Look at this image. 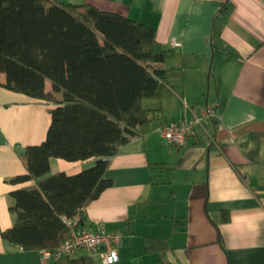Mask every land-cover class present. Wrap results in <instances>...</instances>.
Instances as JSON below:
<instances>
[{
	"label": "crops",
	"instance_id": "crops-1",
	"mask_svg": "<svg viewBox=\"0 0 264 264\" xmlns=\"http://www.w3.org/2000/svg\"><path fill=\"white\" fill-rule=\"evenodd\" d=\"M57 1L91 3L150 25L171 50L152 63L165 76L160 97L142 101L149 129L110 157L111 184L83 208L84 227L125 232L118 259L91 256L93 264H264V0ZM44 89L51 90L47 78ZM202 102L214 105V116L179 147L152 130L188 114L184 104ZM53 106L0 85V264H41L40 250L1 236L16 219L12 190L95 162L51 156L43 176L11 181L26 172L19 151L45 138ZM146 240L164 246L148 251Z\"/></svg>",
	"mask_w": 264,
	"mask_h": 264
},
{
	"label": "trees",
	"instance_id": "trees-1",
	"mask_svg": "<svg viewBox=\"0 0 264 264\" xmlns=\"http://www.w3.org/2000/svg\"><path fill=\"white\" fill-rule=\"evenodd\" d=\"M226 13V8L219 10ZM171 54L154 27L87 2L0 0V85L54 103L45 138L19 156V182L43 176L49 158H95L75 173L56 171L12 190L16 219L1 236L23 249H53L69 232L62 217L79 215L111 184L110 157L149 129L145 98H159L165 70L153 67ZM51 90L44 89L45 79ZM223 210L221 220H228ZM146 240L148 251L163 240ZM42 264V263H41ZM44 264H93L90 255H63Z\"/></svg>",
	"mask_w": 264,
	"mask_h": 264
},
{
	"label": "built area",
	"instance_id": "built-area-1",
	"mask_svg": "<svg viewBox=\"0 0 264 264\" xmlns=\"http://www.w3.org/2000/svg\"><path fill=\"white\" fill-rule=\"evenodd\" d=\"M172 46H179L180 43L171 39ZM188 114L176 121L157 123L152 127L160 139L170 147H179L184 144L187 137L194 134L196 127L202 125L204 118H210L215 114V107L208 102H202L196 106L184 104ZM69 228L68 235L61 240L53 249L40 250L41 263L56 260L63 255L83 253L90 256H98L102 263H112L118 259V246L125 239V232L122 230H111L100 227L78 226L79 215L71 218L62 217Z\"/></svg>",
	"mask_w": 264,
	"mask_h": 264
}]
</instances>
